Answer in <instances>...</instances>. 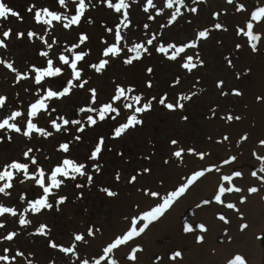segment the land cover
Returning a JSON list of instances; mask_svg holds the SVG:
<instances>
[{
    "label": "rangeland",
    "instance_id": "374dc122",
    "mask_svg": "<svg viewBox=\"0 0 264 264\" xmlns=\"http://www.w3.org/2000/svg\"><path fill=\"white\" fill-rule=\"evenodd\" d=\"M1 2L16 11L20 18L9 16L6 20L0 19V39L6 45L0 47V96L6 97L5 106L0 108V121L13 111L22 112L21 117L10 123H16L23 133L30 118V105L43 98L47 90L59 92L64 87L70 88L69 93L60 100L55 97L47 99L48 111H41L31 118L33 123L49 124L47 120H56L62 124L59 118L63 117L88 124L87 116L92 115L97 119L96 124H116V128L127 122L135 107L149 101L157 105H153L150 111L135 113L142 124L129 128L115 143L105 142L95 159L96 163H91L98 166L99 171L97 167L88 168L83 180L79 177L73 184H64L63 181L59 188H53L48 197V203L52 204L50 209H42L40 213L24 211L29 208L28 201L34 202L43 196V189L31 181L33 179H25L24 175L19 177L12 170L13 187L7 190L9 195L0 194V205L15 209L17 215L6 213L0 216V223L4 225L0 228V255L9 257L8 261H0V264H83L84 260L88 264H96L97 261L99 264H222L220 255L224 257V264H230L236 256H241L245 264H255L252 255L261 252L264 257V179H261L264 177V171H261L264 168V144H261L264 141V18L261 21L252 20V13L264 8V0H233V3H228V0H184L183 4L173 0L172 8L166 6L168 0H152L154 7L149 6L147 0H126L130 7L123 9L128 12L127 21L123 22L129 26L124 27L123 23L120 31L128 40L130 50L141 36L139 27L142 30L148 24L174 27L175 35L165 34V37L177 42V46L196 42L197 47L186 48L177 57L175 77L169 74L173 69L165 64L167 61L163 57L164 65L159 67L156 64L151 73L155 86L147 90L141 103L133 105L115 120L111 118L115 113H111L104 121L98 119V112L103 105L112 102L118 81H122L126 91L125 79L130 81L129 71H139L140 76L134 85L144 90L141 72L146 64L154 65L159 60L150 52H140L145 56L143 62L135 63L133 59L127 67L120 65V61L111 62L108 68L97 73L90 67L99 63L93 60L97 54L88 55L92 52L87 46L92 39L97 42L99 32L93 35L85 25L88 8L85 7L80 23L73 25L70 33L62 35L59 29L69 22L64 17L78 14V0H66V6H61L58 0ZM240 5L243 8L238 11ZM31 6L35 7L29 12L27 9ZM94 7V12L101 10L98 4ZM45 8L62 19L51 24L37 23L35 10ZM145 8L148 10L145 11ZM177 8L180 14L170 23ZM192 8L197 11L192 12ZM44 19L49 17L44 16ZM97 21L93 29L100 30ZM249 22L253 23V34L260 37L257 41L244 34ZM118 23L114 22L115 28ZM216 24L222 27L217 29ZM9 29L13 34L4 38L3 31ZM203 30L209 33L206 39L198 38V32ZM29 31L36 35L29 38ZM15 33L24 35L21 37ZM81 35H87L88 40L79 48L73 47L79 44ZM187 36H192L191 40L183 45L182 40ZM151 37H155L154 41L159 40L154 34ZM48 43L52 44L51 48ZM253 43L256 44L255 50ZM98 49L96 44L95 51L98 52ZM42 51L48 52V56H42ZM81 52L87 55L78 62V69L82 71L77 81L70 66L63 64L59 57ZM188 56H192V62L197 64L192 71L182 67ZM48 59L53 61L54 67L62 69L61 74L45 77L41 84H36L35 68L46 69ZM69 60L71 62L72 59L69 57ZM9 63L16 69L15 72L7 67ZM117 75L119 78L114 80ZM18 76L26 78L17 79ZM220 81L223 84L218 87ZM81 83L84 87L79 86ZM137 87H134V92H138ZM91 89L96 90L95 103H92ZM233 90L240 94L235 95ZM165 96V103L179 102L184 107L167 109L159 103V99ZM185 96L191 99H182ZM153 97L157 99L153 100ZM89 107L96 111H79ZM229 116L233 119H228ZM96 131L91 134L93 140ZM91 135L85 131L83 140L71 146V160L85 159L90 146V154L94 151L98 142L90 144ZM17 136L14 131L0 130V171L12 161L31 162V157L23 155L26 152L25 142ZM173 140L177 143L172 144ZM38 141L41 146L50 144L49 148L55 144L53 140ZM33 142L36 143V139L26 141ZM15 149L19 153H15ZM180 149L184 151L181 157H176L174 153ZM200 153L204 154L202 159L198 155ZM41 157L54 159V149H48L47 154ZM232 157L236 159L229 164L223 163ZM57 166L54 159L47 170ZM157 168H161V172H156ZM208 168L212 170L194 182L159 219L149 224L145 232L105 255L104 249L130 230L134 218L161 204L195 172ZM145 169L149 171L145 172ZM237 171L241 172L240 177L233 176L231 182L223 180L224 176H232ZM253 172L257 175L253 176ZM89 175L91 182L88 181ZM133 176L135 181L131 180ZM57 179L60 180L59 177ZM7 182V178L0 181V186ZM221 185L225 188L239 187L241 191L226 192L221 197L223 202H217L215 196ZM253 187L257 191L249 192L248 189ZM105 189L116 195H107ZM150 192L159 195L153 197L148 194ZM21 195L25 196L24 200H21ZM61 197L63 202L58 204ZM229 203L235 207L228 208L226 205ZM21 214L30 221L29 224H19ZM221 216L224 220L220 219ZM143 223L145 221L140 220L137 228ZM42 225L46 226V234L37 231ZM199 225H203L204 230ZM161 227L164 233L156 241L154 231ZM185 227H191L192 231L186 232ZM90 228L94 233L91 236L88 235ZM13 232L16 235L11 241L5 239ZM77 234L85 239L75 241ZM171 234L182 243L167 247L170 241L166 235ZM50 243L58 247L53 248ZM67 247H74V252L61 250ZM5 249L8 251L5 252ZM133 249L137 250L135 259L131 258ZM177 252L180 256L175 255ZM259 264H264V260Z\"/></svg>",
    "mask_w": 264,
    "mask_h": 264
},
{
    "label": "snow or ice",
    "instance_id": "6c2138e0",
    "mask_svg": "<svg viewBox=\"0 0 264 264\" xmlns=\"http://www.w3.org/2000/svg\"><path fill=\"white\" fill-rule=\"evenodd\" d=\"M184 0H179V3L183 4ZM58 3L61 6H66V0H58ZM106 3L108 5V7L110 8H114L116 12H121L122 9H128L130 7V5L128 3H126V0H119L118 4H113L112 0H106ZM147 3L149 6H153L152 4V0H147ZM228 3H233V0H228ZM86 0H78V14L77 15H73L70 18L68 17H64L65 19H68L69 22L66 23L64 25L65 28L69 27L70 25H76L78 23H80L81 21V16L84 14V10L86 7ZM168 8H172L173 7V0H168V3L166 5ZM35 6H31L29 7L27 10L29 12H32ZM243 8V5H240L239 8L237 9L238 11L241 10ZM148 9L145 8V11H147ZM192 12H196L197 9L196 8H192L191 9ZM180 14V9L177 8L175 13H173L171 19H170V23L172 21H175L177 15ZM124 15V21H127L128 18V12L124 11L123 13ZM9 16L11 17H19V14L14 11L11 7H8L4 2H0V19H8ZM44 16L49 17V19L45 20ZM262 18H264V8H260L258 11L253 12L252 13V20L253 21H261ZM34 19L37 23H41L43 22L44 24H51L52 21H59L62 19V17L60 15H58L57 13L50 11L49 9H43V10H35L34 12ZM122 23H124L122 21ZM129 25L127 23H124V27H128ZM145 28L148 27V25H144ZM215 27L217 29H220L222 27V25L220 24H216ZM253 23L249 22L247 24V31L244 32L245 35L249 36L251 38L252 41H257L260 39V37L258 35H254L253 34ZM108 31H112V29H108ZM243 31V30H241ZM12 30H6L3 31L2 36L4 38H8L10 37V35H12ZM15 35L17 36H23L24 33H15ZM29 38H32L34 35H36V33H33L31 31H29L27 33ZM209 35L207 30H203V31H199L198 32V38H207ZM115 39L116 41H121L123 39L122 35H121V31L119 26H117L116 30H115ZM155 37H153L152 39H148L147 40V45H153V41H154ZM88 40V36L87 35H81L79 38V44L74 45L73 47L75 48H79V45L84 44L86 41ZM45 43H47V41H45ZM49 48L52 47V44L48 43L47 45ZM0 47H6L4 40L0 39ZM197 47V43L196 42H190L184 46H176L174 44H169L166 47L164 46H159L157 48V51H159L160 53H167L169 48H174L175 51L173 52V54L171 56H169L168 58L171 60H176L177 57L181 54L184 53L186 48H195ZM253 49L255 50L256 48V44L253 43L252 44ZM132 51H135L137 53L136 57L134 58H130L127 59L125 62L128 64H131L133 62V59H139L140 58V52L141 50L144 52H148L149 49L147 47H145L144 45L141 44H137L133 49H131ZM121 52V48L117 47L116 45L107 47L106 51L103 53L104 56H108L109 54L111 55H117L118 53ZM42 56L47 57L48 56V52L46 51H42L40 53ZM87 55V53H79V54H75L74 58L71 60H69V57L66 55H61L59 57L60 61L65 64V65H69L70 68L72 69V73H73V78L75 80H80L81 78V71L80 69H78V62L84 60L85 56ZM197 59H199V54H197ZM193 57L192 56H188L187 60L185 63H183L182 67L184 69H187L188 71H192L193 69H195L197 67L196 63H193ZM200 63L202 64L203 61H200ZM108 64V60H104L101 59L99 61L98 64H92L90 65L91 68H93L97 73L101 72L103 69H105L106 65ZM7 67L9 69H11L13 72L16 71V69L13 67L12 64H7ZM62 69L60 67H54L53 61L51 59L47 60V68L46 69H39V68H35V83L36 84H41V82L44 80L45 77H56L58 75L61 74ZM148 71H152V69H148ZM21 78H26V77H17V79H21ZM86 83V82H85ZM69 84H71V81L69 82ZM223 82L220 81L218 82V87L222 86ZM80 87H84V84L81 83L79 85ZM149 87L151 86V84L149 83L148 85ZM70 91L69 87H64L62 91H53V90H47L46 91V95L41 98L38 99L35 103L30 105V111L28 113V116L30 117L27 120V126H26V130L23 131V135L25 137H31L33 132L35 133H39L42 136L48 137L51 136L52 133L48 132L42 128H38L37 125L35 123H33L31 118L36 117L41 111L47 112L48 111V107L46 104V100L47 99H51V98H59V97H63L65 95H67ZM92 93V103H95L96 101V90L95 89H91L90 90ZM128 91H131V89H129ZM235 95H239L240 93L237 90H233ZM121 98H125L126 97V91L123 87L118 86L116 89V95H114L112 97V102L106 105H103L99 112H98V119L100 121H104L109 117V114L111 113H115L114 116H112L111 118L113 120L116 119V117H118L120 115V109L119 107H114L113 104L117 101H120ZM134 101L136 103H139L141 101V96L137 95L135 97H133ZM153 100L157 99L156 97L152 98ZM167 99V97H163L159 99V103L164 105L167 109L169 110H174L175 108H183L184 105L177 102L176 104L173 103H165V100ZM182 99L184 100H189L191 99V97L189 96H185ZM5 102H6V97L0 96V108H3L5 106ZM124 108H128L131 109L133 108L132 104H124L123 105ZM152 107V101H149L148 103L144 104L141 107H135L134 108V114L129 116L127 118V122L123 123L121 125H119L118 127H116L114 129V136L115 137H120L123 133H125L129 128H134L139 124H142V120L138 119L137 116L135 115V113H143L145 111L150 110ZM52 111H55L54 109ZM80 112H95L96 109L95 108H81L79 109ZM23 114L20 111H13L11 113V115L5 119H3L2 121H0V130L3 129H8L11 131H14L16 133H21V128L19 126H17L16 123H10V121H15L18 117H21ZM59 119L62 120V124L61 123H57L56 120H52L51 121V125L52 127L59 132L65 125H68L69 123L72 124H80L81 122L79 120H72L69 121L68 119H65L63 117H60ZM186 119V118H185ZM228 119H233V117L229 116ZM235 119H239V117H235ZM87 122L88 124L91 125H95L97 123V119L94 118L92 115H88L87 116ZM84 130L83 125H81L77 131L82 132ZM9 139H11V137H9ZM76 139H79V137H76ZM225 139H227V137H225ZM172 144H176L177 141L173 140L171 142ZM104 144V139L103 137L100 138L96 148L94 149V151L91 153V157L90 159H96L98 158L99 154L102 151V146ZM261 144H264V141H261ZM60 149H62L64 152H68L69 151V145L67 143H63L60 145ZM184 150L180 149L178 151H176L174 153V155L176 157H181L182 152ZM190 152H193V149H189ZM32 152V149H28V151H26L23 155L27 158L29 157V153ZM200 156V158L202 159L204 154L200 153L198 154ZM235 157H232L230 160H225L223 161L224 164H229L231 163L232 160H235ZM264 159V158H262ZM31 163L32 164H36L37 161L35 159V157H31ZM97 167V171H99V167ZM85 165L83 164H77L75 161L70 160V159H64L62 164L55 167L54 170L51 172L50 174V180H51V184L46 186L45 185V173L44 171L38 170V175L39 178H36L35 176H30L29 172H28V164L25 163H20L18 161H12L10 164L6 165L3 171H0V181H4L6 178L8 180L7 183H4L3 186H0V194L3 195H9L10 193L7 191L8 189L13 187V184L11 183V181L14 178V172L12 170H15L16 173H23L25 179H35V183L37 185H39L42 189H43V196L41 198L36 199L34 202L33 201H28L29 203V208L25 209L24 211L27 212L29 210H31L33 213H40L42 209L45 208H52V204L48 203V197L49 195L52 193V189L53 188H59L61 186V184L63 183L62 180L57 179L58 176H63L65 178H70V179H75L76 178V174H79L81 176L85 175ZM212 168H208V169H204L201 171H197L195 172L190 178L187 179L186 183H184L182 186H180L176 191L170 193L166 198L163 199V202L161 204H159L158 206H156L155 208L151 209L149 212L144 213L141 217L139 218H134L132 220V225L129 231H127L122 237H118L116 238V240L111 243L110 245H108L105 249H104V253L105 255L112 253L114 249L118 248V246L120 245H124L125 243H127L128 241L133 240L134 237H138L140 236L143 232H145V230L149 227V224L153 221H156L157 219H159V217H161L173 204V202L181 197L187 190L188 188L193 185L194 182H196L200 177L204 176L205 173L207 171H211ZM218 170V169H217ZM145 172L149 171L148 169L144 170ZM261 171H264V168L261 169ZM242 174L241 172L237 171L235 173H233L232 176H224L223 180L231 182L233 179V176L235 177H240ZM253 176H256L257 173L253 172L252 173ZM117 178H119V176H117ZM136 177L133 176L131 178L132 181H135ZM261 179H264V177H262ZM88 181L91 182L92 181V177L91 175L88 176ZM23 182V181H21ZM78 187H80V185H77ZM107 195L109 196H115L116 193L112 192L110 190L105 189ZM240 192L241 189L239 187H228L225 188L223 185H221L218 189V194L215 196V200L217 202H223L221 197L222 195H224L226 192ZM249 192L255 193L257 191V189L255 187L253 188H249L248 189ZM149 195L156 197L159 195V193L156 192H150L148 193ZM21 200L25 199L24 195H21ZM63 197L60 198V200L57 201V203H62L63 202ZM203 203L207 204L208 201H204ZM228 208H234L235 205L234 204H227L226 205ZM11 214L12 216H16L17 212L15 209L13 208H9V207H4L2 205H0V216H3L4 214ZM221 220H224V217L221 216L220 217ZM140 220L145 221V223H143L142 226H140L139 228H137V224L139 223ZM19 224L24 226L30 223L29 220H27L23 214L20 215L19 217ZM4 227V225L2 223H0V228ZM199 228L201 230H204V226L203 225H199ZM186 232H191L192 228L191 227H185L184 229ZM39 234H46V226H41L38 230ZM93 231L90 228L88 231V235H93ZM16 233H10L9 235H7L5 237V239L11 241L14 237H15ZM75 241H83L85 238L83 235H75ZM50 246L55 248L58 247L55 243H50ZM61 250L65 253H72L74 252V247H67V248H61ZM5 252L8 251V249L4 250ZM137 250L133 249V255H132V259H135V252ZM17 255L22 256L23 253H17ZM176 256H180V253L177 252L175 254ZM13 259H15V257H13ZM9 257L7 255H0V261H8ZM83 264H88L87 260L83 261ZM96 264H99V261L96 262ZM114 264V262H113ZM230 264H245L244 259L241 256H236L234 258L233 261L230 262Z\"/></svg>",
    "mask_w": 264,
    "mask_h": 264
},
{
    "label": "trees",
    "instance_id": "16d2710c",
    "mask_svg": "<svg viewBox=\"0 0 264 264\" xmlns=\"http://www.w3.org/2000/svg\"><path fill=\"white\" fill-rule=\"evenodd\" d=\"M112 1H115V0H112ZM0 2H1V0H0ZM94 4H98L99 6H101V10L99 9V10L94 12L93 11ZM86 5H87L86 8L91 7V10L93 11V13L91 12V10L87 11V9H86L88 16L85 20V23H86L85 25H88L87 27H88L91 34L95 35L96 33L99 32L98 37H97V45L99 46L98 52H96V51L93 52L90 44H88L87 49L92 52L91 54H88V55L97 54V57H95L93 59L94 61H100L101 59L108 60V64L106 65V68L109 67L111 62H114V64H115L119 61H120V65L127 67V63L125 61L127 59L136 57V55L131 50H128V52H126V53L121 51L120 53H118L115 56H113L111 54H109L108 56H104V54H103L106 51L107 47H110V46L117 44V41L115 39V30L116 29H114L113 27H110L109 23H110V14L113 15V18L115 19V21L116 20L118 21V13L115 12L113 10V8L108 7L106 0H89ZM97 19H98L97 26L100 28V30L99 29H93V27L96 24ZM59 29L62 32V35H64V34L70 33V31L73 30L74 27H73V25H71V26L65 28L64 25H61ZM108 29H112L111 34H109ZM77 33H79V32L77 31ZM165 34H167L168 36L174 35L175 29L174 28H167L165 30H162V36L164 38H166ZM158 42L161 46L165 44V43H161V40H159ZM141 45H144L145 47H147L149 49L148 52L153 54V56L156 57L159 61L155 62L154 65L146 64L144 66L143 71L141 72V75L144 77L143 82H142L144 90L138 89V87L136 85H134V83L136 82V79L134 80L133 75H132V73H134V72L132 70L129 71L128 75L130 76V81L128 79H125L127 99L121 98L120 101L115 102L116 107H119V109H120V115H119L120 117L123 113V105L125 103H132V102L134 103L135 101H134L133 97H135L137 95L141 96V99H142L143 96L145 95V93L147 92V90H151V88H154L155 82L152 79L153 75L151 73L155 69L156 64H158L159 67L164 65V64H162L163 63L162 58L165 57L166 54L160 53L159 51H157V47H155V42L153 43V45H147V43H143V44L141 43ZM84 48H85V46H84ZM166 48H167V46H166ZM169 49L171 51V48H169ZM141 53H146V52L141 50ZM76 54H78V53H76ZM74 55L75 54H71V55H69V57L71 59H73ZM144 59H145V56L140 55V58L136 59L135 63L143 62ZM165 64H168L169 68L174 69L173 62L167 61V63H165ZM148 69H152V71L150 72V71H148ZM116 70H118V69L116 68ZM119 73H120V71H119ZM169 74L173 75L174 70L170 71ZM118 78H119V75L114 76V80H117ZM149 83L151 84L150 87L148 86ZM118 84L120 87L124 86L122 81H118ZM134 87H137L138 92H134ZM129 89H131V91H128ZM57 99L60 100V99H62V97H59ZM60 106H58V107H60ZM113 106H114V104H113ZM75 108L77 109V106H75ZM109 115H111V114H109ZM56 118H59V117L56 116ZM51 121L52 120H47V122L49 124H36L38 128H42L48 132H51L52 133L51 136L45 137V136L40 135L39 133L33 132L32 136L30 138L29 137L21 138L22 133H17L18 134L17 137L19 139H22L25 142L26 151H28V149H32V152L29 153V157H35V159L37 161L36 164H32L29 161H23L22 162V163L28 164V172L30 175H32V173L35 172L36 170H38L39 168H44L47 171V173L50 175L55 167H52L49 170H47V168L49 167L50 163L54 159L56 160L58 165H61L64 159H70L71 160L72 155H69V152L71 150V146L73 144L78 143V142L83 140L85 131L91 135L95 131V129L97 130L94 140L92 139V135H91L90 144L92 142H95V143L99 142L101 137H103V139H104V144H105V142L115 143L119 139L118 137L114 136V129H115L116 124H95V125H91V126L89 124H69V125H65L59 132H57L52 127ZM56 122L60 123L58 121H56ZM81 125H83L84 130L82 132L77 131V129ZM103 126H105V127H103ZM108 126H110L109 129H107ZM76 137H79V139H76ZM35 139H36V143L35 142H33V144L32 143H26V141H28V140L34 141ZM38 140H41V141L42 140H45V141L53 140V142L55 144L52 146V148H49L51 146L50 144H47L46 146H41V145H39L40 142ZM66 140L69 141L68 145L70 146L68 152H64L62 149H60V145L63 143H66ZM58 143H59V147H58ZM36 145H38V147ZM38 148L40 149V154L38 153ZM48 149H54V159H49L48 157H46L44 159L41 157L42 154H47ZM90 149H92L91 146L88 148V152H87L85 159H81V160L77 159L75 161L77 164L85 165V169H84L85 175L81 176L79 174H76L75 179H70V178H65L63 176H58L60 178V180L64 181V184H66V183L73 184L76 181H78L79 177H81V179L83 180L84 177H86V170L88 168H96V165H94V164L91 165V163H96V162H95V159H90V157H91ZM15 153H19V151H17V149H15ZM17 174L19 175V177L24 175L22 172L17 173Z\"/></svg>",
    "mask_w": 264,
    "mask_h": 264
},
{
    "label": "bare ground",
    "instance_id": "6f19581e",
    "mask_svg": "<svg viewBox=\"0 0 264 264\" xmlns=\"http://www.w3.org/2000/svg\"><path fill=\"white\" fill-rule=\"evenodd\" d=\"M97 44V42H96V40H94V39H92V41H91V44H90V46H91V48H92V51L93 52H95V45ZM132 75H133V79L135 80L136 78H138L139 77V72L138 71H136V72H134V73H132ZM156 172H161V168H157L156 169ZM163 233H164V230H163V228L161 227V228H159V229H156L155 231H154V236L156 237V241H158L159 239H161V237L160 236H162L163 235ZM166 237H169L168 239H169V241H170V243L167 245V247H169V246H171V244H178V243H182V240H178L174 235H166ZM165 238V237H164ZM220 258H221V260H222V264H224V257H221V255H220ZM252 260L254 261V263L255 264H259V262L261 261V260H264V257L262 256V253L261 252H258V253H255L254 255H252Z\"/></svg>",
    "mask_w": 264,
    "mask_h": 264
}]
</instances>
